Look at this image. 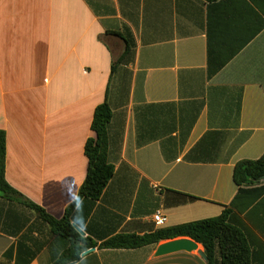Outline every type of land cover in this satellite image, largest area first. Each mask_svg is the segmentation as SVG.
Returning a JSON list of instances; mask_svg holds the SVG:
<instances>
[{"label": "crops", "instance_id": "obj_1", "mask_svg": "<svg viewBox=\"0 0 264 264\" xmlns=\"http://www.w3.org/2000/svg\"><path fill=\"white\" fill-rule=\"evenodd\" d=\"M104 101L114 174L75 205L82 236L100 244L219 216L238 193L235 164L264 153V0H0L6 181L55 219L77 198ZM231 210L251 264H264V192ZM66 243L0 195V261L52 264ZM156 247L94 248L70 264H206Z\"/></svg>", "mask_w": 264, "mask_h": 264}, {"label": "trees", "instance_id": "obj_2", "mask_svg": "<svg viewBox=\"0 0 264 264\" xmlns=\"http://www.w3.org/2000/svg\"><path fill=\"white\" fill-rule=\"evenodd\" d=\"M114 66L115 63L112 64V69ZM110 118L111 111L106 101L95 107L90 126L93 136L89 137L84 145V155L87 158L86 175L76 200L66 207L60 219L47 214L43 208L26 199L8 184L5 177L6 136L5 132L0 130V195L32 210L49 226L54 235L66 240L65 249L52 259V264H70L78 261L81 255L91 248L137 249L181 238L190 239L202 247L206 264H251L248 243L241 228L235 224L231 209L236 207L237 199L243 193L251 191L259 196L264 192V185L256 189H247L264 179V153L256 160H242L235 164L232 178L238 193L230 206L224 207L217 217L160 228L144 235L120 234L100 244L76 232L71 223L75 205L82 198L98 200L114 174V169L107 158V127ZM8 256L9 252H6L4 259H9ZM0 264L6 263L0 261Z\"/></svg>", "mask_w": 264, "mask_h": 264}, {"label": "water", "instance_id": "obj_3", "mask_svg": "<svg viewBox=\"0 0 264 264\" xmlns=\"http://www.w3.org/2000/svg\"><path fill=\"white\" fill-rule=\"evenodd\" d=\"M73 227L76 230V232L79 233L81 236L84 234L78 227L74 225ZM93 250L94 248H91L88 251L84 252L83 254ZM193 251H198L199 255L206 261V257L203 251L198 249V244L187 238L174 239L160 243L156 247L155 256L160 257V256H165L179 252L191 253Z\"/></svg>", "mask_w": 264, "mask_h": 264}, {"label": "built area", "instance_id": "obj_4", "mask_svg": "<svg viewBox=\"0 0 264 264\" xmlns=\"http://www.w3.org/2000/svg\"><path fill=\"white\" fill-rule=\"evenodd\" d=\"M153 221L157 227H162L167 223V217L161 212V210H157L153 215Z\"/></svg>", "mask_w": 264, "mask_h": 264}, {"label": "rangeland", "instance_id": "obj_5", "mask_svg": "<svg viewBox=\"0 0 264 264\" xmlns=\"http://www.w3.org/2000/svg\"><path fill=\"white\" fill-rule=\"evenodd\" d=\"M198 249L202 250V247L199 245V246H198ZM194 253H195L196 255H198V252H197V251H195Z\"/></svg>", "mask_w": 264, "mask_h": 264}]
</instances>
